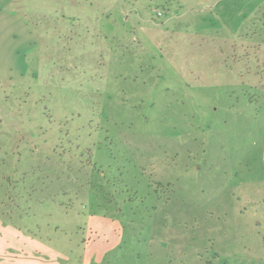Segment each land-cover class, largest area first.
Listing matches in <instances>:
<instances>
[{"label":"rangeland","instance_id":"rangeland-1","mask_svg":"<svg viewBox=\"0 0 264 264\" xmlns=\"http://www.w3.org/2000/svg\"><path fill=\"white\" fill-rule=\"evenodd\" d=\"M216 2L237 34L195 31ZM89 215L108 264H264V0H0L6 260L74 258Z\"/></svg>","mask_w":264,"mask_h":264},{"label":"crops","instance_id":"crops-1","mask_svg":"<svg viewBox=\"0 0 264 264\" xmlns=\"http://www.w3.org/2000/svg\"><path fill=\"white\" fill-rule=\"evenodd\" d=\"M218 3L219 2H216L215 5H213V8L207 7L209 12L206 14V21L204 18H202L203 20L200 19L203 24L204 22L206 23V26H201L200 22L197 21L195 24V31H202L207 29L209 26L211 27L214 25L216 19L214 18L212 22H209L208 19L213 17V12H215L221 15V20L223 22H226L225 19H227L229 22L235 23L233 24L232 29L228 28L230 29L229 31L231 34H237L241 27V23L244 20V18L243 20H239L242 15H240L241 13L236 12L237 4L235 6H229L226 4L220 7ZM120 224V221L114 217L89 215L87 224L85 225L87 231L86 237L83 239L81 243L82 245L80 246L81 251L71 259L69 256L56 252L48 247H46V249L42 248L37 242H32V240L29 239L30 243L36 244V247L34 249L32 248V252L30 253L31 255L34 253L36 254V256L34 254L31 258L32 264H61L58 261L62 260L68 262V264L70 261L72 264H108L107 256L116 250L121 249L124 234H122V224ZM20 233V231L17 232L11 228L6 231V226L0 227V244L2 243L3 245L0 249V264H17V262H14L15 260H6V257L18 254L8 252V249L12 248L9 247L12 246V244L9 245L6 238L16 241L19 240V238L24 239L25 236ZM27 246L28 239L23 241L21 245H15L14 250L23 254V251Z\"/></svg>","mask_w":264,"mask_h":264},{"label":"built area","instance_id":"built-area-1","mask_svg":"<svg viewBox=\"0 0 264 264\" xmlns=\"http://www.w3.org/2000/svg\"><path fill=\"white\" fill-rule=\"evenodd\" d=\"M160 15V13H158Z\"/></svg>","mask_w":264,"mask_h":264}]
</instances>
